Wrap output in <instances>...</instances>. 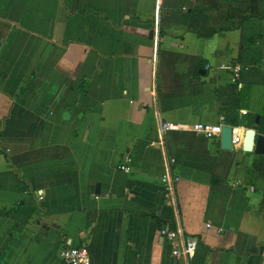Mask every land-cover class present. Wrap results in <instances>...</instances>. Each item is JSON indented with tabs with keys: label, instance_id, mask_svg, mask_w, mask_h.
Wrapping results in <instances>:
<instances>
[{
	"label": "crops",
	"instance_id": "obj_1",
	"mask_svg": "<svg viewBox=\"0 0 264 264\" xmlns=\"http://www.w3.org/2000/svg\"><path fill=\"white\" fill-rule=\"evenodd\" d=\"M263 104L264 0H0V264H65V244L91 264H264V155L243 150ZM220 117L230 150L157 132ZM163 225L197 238L191 259Z\"/></svg>",
	"mask_w": 264,
	"mask_h": 264
},
{
	"label": "built area",
	"instance_id": "obj_2",
	"mask_svg": "<svg viewBox=\"0 0 264 264\" xmlns=\"http://www.w3.org/2000/svg\"><path fill=\"white\" fill-rule=\"evenodd\" d=\"M186 10V6L181 7ZM241 72L239 65H234L230 71V79L232 82H236ZM225 123L224 117H220L218 122H193V123H181L176 121H159L157 125V132L159 137L167 131H193L202 135L207 139H212L216 136H220L221 128ZM235 128L232 127V145L237 144L240 141L239 135L236 134ZM131 157L130 155H123V161L118 165V168L124 172L130 171ZM174 163L173 157H167L166 166L164 172L161 174L160 182L164 189V196L168 201L174 205L175 203V185L178 181V176L172 173L170 168ZM42 191L40 192V196ZM209 226V225H208ZM161 236L166 237L171 244V254L174 259H191L197 250L198 240L196 237L186 235L180 225H177L173 229L163 225L159 229ZM60 255L65 264H91V258L89 249L85 244L82 245H69L65 244L61 250Z\"/></svg>",
	"mask_w": 264,
	"mask_h": 264
},
{
	"label": "water",
	"instance_id": "obj_3",
	"mask_svg": "<svg viewBox=\"0 0 264 264\" xmlns=\"http://www.w3.org/2000/svg\"><path fill=\"white\" fill-rule=\"evenodd\" d=\"M152 37V32L150 33ZM259 115H256L255 121L257 122ZM220 142L222 149L230 150L232 149V127L228 125H223L221 128ZM244 151L253 150L256 154L264 155V134L255 133L253 129H247L245 135V142L243 146ZM98 192V185L96 186V191Z\"/></svg>",
	"mask_w": 264,
	"mask_h": 264
},
{
	"label": "trees",
	"instance_id": "obj_4",
	"mask_svg": "<svg viewBox=\"0 0 264 264\" xmlns=\"http://www.w3.org/2000/svg\"><path fill=\"white\" fill-rule=\"evenodd\" d=\"M242 85H247V87H249L250 85H253L252 83H244ZM244 88V87H242ZM240 88L237 92V96L234 98L233 102H232V105L234 108H242L240 107V99H241V93L243 92V89ZM259 114L260 117H259V120L257 123H255V117L256 115ZM245 127L247 128H255L257 129L258 132L260 133H263L264 132V104L262 105V108H261V111L260 112H248L246 113L245 115ZM232 122L231 124L233 125H237V121L233 120V121H230Z\"/></svg>",
	"mask_w": 264,
	"mask_h": 264
},
{
	"label": "rangeland",
	"instance_id": "obj_5",
	"mask_svg": "<svg viewBox=\"0 0 264 264\" xmlns=\"http://www.w3.org/2000/svg\"><path fill=\"white\" fill-rule=\"evenodd\" d=\"M177 8V7H176ZM176 18H181L180 20L184 21H190L193 20L195 22H198V20L200 19V14H197V16H195V13H189L188 11H181L180 9L177 11V14L175 15ZM239 78V77H238ZM241 78V77H240Z\"/></svg>",
	"mask_w": 264,
	"mask_h": 264
},
{
	"label": "bare ground",
	"instance_id": "obj_6",
	"mask_svg": "<svg viewBox=\"0 0 264 264\" xmlns=\"http://www.w3.org/2000/svg\"><path fill=\"white\" fill-rule=\"evenodd\" d=\"M235 131L237 132V130L235 129ZM240 137V136H239Z\"/></svg>",
	"mask_w": 264,
	"mask_h": 264
}]
</instances>
